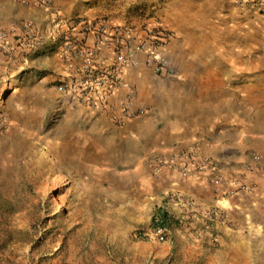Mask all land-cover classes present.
<instances>
[{
  "label": "rangeland",
  "instance_id": "rangeland-1",
  "mask_svg": "<svg viewBox=\"0 0 264 264\" xmlns=\"http://www.w3.org/2000/svg\"><path fill=\"white\" fill-rule=\"evenodd\" d=\"M176 2L88 0L80 17L88 12L121 24H160ZM226 12L216 40L238 57V67L210 70L226 80L195 81L193 96L244 97L239 115L256 108L264 114V15L239 7L238 14ZM16 15L0 0V30L16 51L0 50V264H264V227L215 229L216 218L227 219L217 209L195 227L173 221L163 242L151 235L153 215L142 204L139 175L129 170L134 157L124 154L118 131L94 123L76 96H63L57 87V96H32L24 65L31 53L21 45L32 28L19 27ZM66 32L39 34V49L50 45L49 52L58 49L62 59L77 62L64 53ZM172 69L168 80L184 82L182 70Z\"/></svg>",
  "mask_w": 264,
  "mask_h": 264
},
{
  "label": "crops",
  "instance_id": "crops-1",
  "mask_svg": "<svg viewBox=\"0 0 264 264\" xmlns=\"http://www.w3.org/2000/svg\"><path fill=\"white\" fill-rule=\"evenodd\" d=\"M83 1L88 0H2L17 13L19 27L28 23L46 38L62 35L64 31L67 35L68 28L63 25L58 30L57 25L61 24L55 26V22L82 16ZM235 7L228 0H187V4L177 0L169 12L163 11L160 25L175 36L168 46V58L173 68L182 70L184 82L175 85L165 76L156 77L141 63L124 69L123 87L105 96H93L92 105L77 102L78 108L85 110L94 123L118 131L122 137L120 146L124 154L134 157L129 170L139 175V194L151 213L149 218L161 208L173 221L186 220L184 226L191 228L200 220H211V213L217 209L226 212L227 219L216 218L215 229L264 227V218L257 219L258 214H264V172L245 169L252 154L259 155L264 165V114L256 108L252 115H239L238 101L244 97L238 100V96H193L195 81L206 78L210 83L221 77L226 80L210 70L227 65L238 67V57L216 40L224 29L226 11L233 9L238 14ZM84 16L91 18L88 12ZM48 47L33 51L24 64L28 67L32 96H57L54 90L58 84L77 81L71 66L80 61L64 60L58 49L54 53ZM111 60L110 51L102 49L101 64L107 66ZM128 89L135 93L136 116L127 119L122 127L112 125L106 115L110 117L112 108L123 105ZM184 150L196 152L215 167L181 176L174 166L180 164L178 154ZM240 184L250 191L234 193ZM170 193L192 198L197 211L189 213L182 205L170 202L167 199Z\"/></svg>",
  "mask_w": 264,
  "mask_h": 264
},
{
  "label": "built area",
  "instance_id": "built-area-1",
  "mask_svg": "<svg viewBox=\"0 0 264 264\" xmlns=\"http://www.w3.org/2000/svg\"><path fill=\"white\" fill-rule=\"evenodd\" d=\"M233 4L243 10H250L264 15V0H232ZM63 24L70 30V35L64 40V53L75 58L80 63L72 65L76 82L63 81L57 85L61 94L76 95L78 102L92 105L93 96H105L124 86V69L138 67L141 63L156 77L173 76L174 71L168 58V46L174 39V33L160 24H121L107 17L73 18L68 21L55 22ZM58 26V25H57ZM27 40L21 41L27 54L38 50L43 41L35 31L27 32ZM73 37V38H71ZM71 38V39H70ZM112 54L111 63L101 64L102 49ZM0 50L4 53H15L5 41V33L0 30ZM141 58V59H140ZM73 78V79H74ZM123 105L112 108L110 118L117 126H123L127 119L136 116L133 89H128ZM180 164L174 169L181 176L203 173L215 165L208 159L199 156L194 151L184 150L178 154ZM251 164H246L247 172L262 171V158L257 154L251 155ZM245 185H236L235 192L248 191ZM167 199L178 205L196 208L197 203L192 198L179 193H170ZM168 227L159 219H155L150 233L158 241L163 242L168 236Z\"/></svg>",
  "mask_w": 264,
  "mask_h": 264
},
{
  "label": "trees",
  "instance_id": "trees-1",
  "mask_svg": "<svg viewBox=\"0 0 264 264\" xmlns=\"http://www.w3.org/2000/svg\"><path fill=\"white\" fill-rule=\"evenodd\" d=\"M156 218H159L166 227H171L174 223L173 219L169 216V214L161 208L156 210V212L154 213L152 218V224L155 223Z\"/></svg>",
  "mask_w": 264,
  "mask_h": 264
}]
</instances>
